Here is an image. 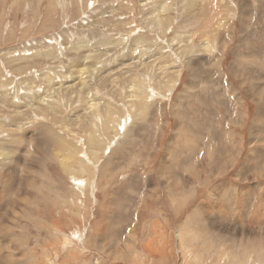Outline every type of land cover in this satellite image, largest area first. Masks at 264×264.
Instances as JSON below:
<instances>
[{
	"label": "rangeland",
	"instance_id": "374dc122",
	"mask_svg": "<svg viewBox=\"0 0 264 264\" xmlns=\"http://www.w3.org/2000/svg\"><path fill=\"white\" fill-rule=\"evenodd\" d=\"M209 15H221L229 24L221 69L227 85L242 100L238 119L243 124L224 126L222 113L207 108L205 119L199 117L205 130H211L203 140L205 152L209 143L223 151L214 170L203 162L201 169L210 177L209 183L193 181L189 193L173 197L170 203L163 186L171 173L158 175V171L178 123L172 106L190 73L182 65L175 87L160 92L155 87L158 81L168 80H159L155 65L179 60L175 47L201 31L199 23ZM216 17L214 23L222 24L221 17ZM168 21L167 31L163 25ZM212 28L218 30L214 24ZM175 33L181 37L174 39L173 47L170 39ZM195 38L194 51L202 43ZM249 54L264 60V0H0V258L11 254L10 247H14L20 264H60L65 257H70L65 264H93L92 258L102 264H264V246H250L257 238L231 236L227 230L264 226V216H258L262 209L256 211L264 198V178L258 173L245 181L236 178L247 157L249 129L259 112L241 87V79L250 72V87L264 86L260 70L242 63ZM140 64H153L154 74L144 72ZM166 65L169 70L170 64ZM133 78L142 90L132 87ZM93 87L101 116L94 115L89 121L91 111L84 102ZM143 91L148 100L131 97ZM131 98L134 102L130 103ZM108 104L110 119L102 110H108ZM224 107L235 106L228 102ZM88 129L104 137L98 161L86 148ZM229 133L235 137L233 143L227 139ZM29 139L39 145L32 155L25 153ZM60 141L75 148L78 154L71 159L85 163L90 181L85 173L64 172L61 155L56 157L54 152ZM263 161L258 167L264 169ZM232 162L227 172L213 175L212 171ZM176 170L172 173L179 175ZM4 179L7 185L2 189ZM255 186H261L256 193ZM228 187L249 191L242 200L237 194L222 198L219 207L207 205L211 215L225 217L219 225L227 234L214 233L201 215L189 218L210 193H225ZM143 193L147 194L144 204ZM11 219L8 244L3 236ZM153 222L159 225L155 236ZM180 227L185 233L178 241ZM148 244L154 251L151 255ZM109 250H116L118 258L111 259L105 253ZM256 254L257 262L253 260Z\"/></svg>",
	"mask_w": 264,
	"mask_h": 264
},
{
	"label": "bare ground",
	"instance_id": "6f19581e",
	"mask_svg": "<svg viewBox=\"0 0 264 264\" xmlns=\"http://www.w3.org/2000/svg\"><path fill=\"white\" fill-rule=\"evenodd\" d=\"M216 16H218V19H219V17H221V15H209L208 16L209 18L207 19V21H205V20H203L201 22L199 21L200 22L199 23L200 28H198V29H200L201 31H197L196 34L189 36L188 41H186V43H184V45L179 44L175 47V42L177 41V39H176V41H174V39L175 38L179 39L181 37L180 34L178 35L175 33V35H173V38H171L170 40L174 44L173 47L176 48L175 54L178 56L179 60H173V61L171 60V62H169L170 60L164 61L165 64H163V65H165V66H161V64H158L159 62L157 63V66L155 65V67H157V68H155L156 69L155 71L159 70L158 75H157L159 80L160 79L164 80L165 78H166V81L168 80L165 83L161 82V81H158V83L155 82V83H157V85L155 87H157L160 92H167V91L172 90L175 87L177 81H179L181 78V74H182L181 73V66L182 65H185L186 67H188L189 73H190L188 80L183 85L182 92H180L177 95L176 103H174L172 106V110L175 112V116L178 119V121H177L178 123L172 131V136H171L170 142L166 148V154H165L166 157H165L163 163L161 162L162 166L158 171V175L167 174V173H164L163 171H170V173H171L170 180H167L168 182L166 181L165 182L166 185L163 186V188L166 191V195L168 197V200H169L168 202H170V203L173 202V197L178 198L182 194L189 193L191 191L190 186L193 183V181L201 182V185H206L207 183H209L210 177H208L206 174H204L203 169H201L203 162H207L206 165L210 166L211 169L214 170L215 161L218 160L219 156L221 155L220 152L223 151L222 149L218 150L217 146L215 147L214 145L209 143L208 144V146H209L208 154H206V152H205V145L203 144V140H204L205 136H207L206 133H208V134L211 133V130H209V129H208V131L205 130L206 128L203 127L205 122H203V120L202 121L199 120L200 119L199 117H201L202 119H205V115H206L205 112H207V108L212 107L211 109L219 111L222 113V117L224 120V123H223L224 126L225 125L227 126V124L230 126L233 123L238 124L239 126H241L243 124V121L241 120V118H239L240 120L238 119V113H239L238 108L241 106L242 100L237 95H235L233 87H230L229 85H227L226 80L224 78V74H223L222 69H221L222 52H224L225 47L228 45L227 38H228V33H229V24L226 22H223L224 19L222 17H221L222 19L220 18V20H222V24H219L220 22L218 20H216V23H214L215 18H217ZM213 24L215 25V27L217 26L218 30L221 28H224V27H225V30H223L222 32L218 31L217 29L212 28ZM163 26H167V28L165 30L168 31V27L170 26V22L169 21L166 22V24H164ZM195 36H198V38L202 40V43H200V48L197 49L196 51H194V49L192 48V46L196 42ZM213 39H215V41H213ZM214 45H217L215 49H214ZM171 53H172V51H171ZM198 54H201V55H198ZM170 56L172 57V54ZM247 56H248V58H247ZM247 56L244 58L245 60H243L242 63H244V64L246 63V65H252L253 67L258 68L261 72L262 78H264V60H263V58H257L253 54H249ZM167 62L170 64L169 70H167L168 69L167 68L168 66L166 65ZM140 66L142 68H145V69H143L144 72H146V73L151 72L150 74H154V72L152 70V68L154 66L153 64L152 65L140 64ZM235 66H236V64L231 68L232 71L236 70ZM154 76H156V75H154ZM135 80H136L135 78H133V80H130L133 82L132 87H134V88L139 87V89L142 90L141 89L142 84L140 85L138 80H136V81ZM251 80H252V78L250 77V72H247L245 75V78L241 79V81H242L241 87L245 90V93H247V95L249 97H251V99L259 106L258 107L259 112H258V116L253 121V124H251L252 126L249 129V145H248L246 160L242 166L241 171L236 176V178L238 180H241V181L247 180L248 175L250 177H252V175L255 176V173H258L261 178H264V169L261 167H258V165H260L259 163H261L260 161L264 158V146H263V144H264V105H263L264 104V86H260V87L256 86L253 89V87L252 88L250 87L251 86V84H250ZM134 82H137V84L135 85ZM112 84H113V82H112ZM114 86L115 85H113V87ZM94 89H96V88H94V87L91 88L90 89L91 91H89V89H88L87 98H85L87 100L84 102L87 104V108L89 107L88 110L91 111V113H92L91 114L89 112L90 115L88 114L90 117L89 121L92 120L94 115L101 116V111L99 109L100 99L95 98V96H96L95 92L96 91ZM130 89H131V87H130ZM120 91H121V89H119V92ZM93 93L95 94V96ZM128 93H130V92H128ZM129 95L127 96L128 98H130ZM131 97L134 99L135 98H140V99L144 98L145 100L149 99L148 94L144 91L142 92V95L134 94V95H131ZM132 98H131L130 103L133 101ZM140 99H138V101ZM102 102H103L102 104H104V105L106 104V106H107L106 102H104V101H102ZM195 102H197V103H195ZM228 102L234 104V106H235V107H233L234 109L233 108L232 109H230V108L225 109L224 106L228 105ZM196 105H198L200 107V109H201L200 111H197L198 107H196ZM110 106L108 104V107H107L108 110L102 109L104 111V113H107L105 116H107L108 118L112 116V112L111 113L109 112ZM220 106H221L222 110H221ZM146 108L148 109L149 107H146ZM152 108H153V106H152ZM111 111H114V110H111ZM261 111H263V112H261ZM83 112H85V111H83ZM219 112H217V113H219ZM93 133L94 132H92V130L85 132L86 148H87V151H89L93 160L98 161L97 156H98L99 152L103 149L102 148V146H103L102 140H104V137H101L99 134L96 135L95 133L94 134ZM52 135H54V134H52ZM5 137L7 138V136H5ZM21 138H22V136H21ZM234 138L235 137L233 136V134L229 133L227 139L230 143L234 142ZM97 141H99V142L101 141V142L98 143ZM228 141L226 142V144H230ZM240 146H241V144H240ZM38 147H39L38 142L34 141L33 139H29L27 144L25 145V148H26L25 153L32 155V151L33 150L35 151V149H37ZM223 147L224 148L228 147V145L223 144ZM239 150L240 149H238V151H236L237 154L240 153ZM54 152H55L56 157H57V154L61 155V163L63 161V164H64V166H62V164H61V166L63 167V168L62 167L61 168L64 170V172L66 174H68V175L75 174L76 176H78L80 174L85 173L86 176L89 175L88 170H90V169L85 165V163L82 160H80V159H73L72 160L71 159L72 155L78 154V153H76L75 148L73 149L68 144L60 141L56 144V149ZM3 153H5V151L2 152L1 155H4ZM176 154H178V156ZM21 155H23V154H21ZM185 155H186V157L184 158V162H181L180 159H182L183 156H185ZM76 157L77 156H75V158ZM169 158H171V160ZM206 159L208 161H206ZM68 162H69V167H68ZM15 166H17L16 163H15ZM232 167H233V162L225 165L222 168V170L212 171V173L214 176L215 175L220 176V175L224 174L225 172H227V169H231ZM19 168H21V167H19ZM71 168H74V170ZM175 169H178V171L177 170L176 171L180 173L179 175H177L176 172L172 173V171H175ZM257 169H259L260 171L257 172L256 171ZM261 170H263V171H261ZM261 172H263V173H261ZM29 174H31V173H29ZM182 174H184V175L186 174L185 177ZM250 174H252V175H250ZM146 176L149 177V175H147V174H146ZM139 177H140V175H139ZM73 178H75V177H73ZM88 180L90 181V175H89ZM135 180H137V179H135ZM148 180L151 181L150 177ZM140 181H141V179H140ZM6 185H7V180L4 179L1 183V188L4 189ZM87 186H88V184H87ZM228 188L229 189L226 190L225 193H219V194L215 193L216 195L214 194V192H213V194L210 193L207 197L206 203L197 204L196 208L189 215V218L191 217L192 219H196L197 218L196 215H198V216L201 215L205 219V221L209 222L208 225H210V227L214 233L219 232V233L227 234L225 232H228V231L224 232V230L220 227V225H221L220 223L225 221L224 220L225 217H218V216L216 217L215 215H211L210 212L207 211V205L210 204L212 208H216V205L219 207L220 202L222 201L221 200L222 198L224 200V198H226L228 196L235 197L237 194L240 195V199L242 200L243 198L248 196L247 194L249 191V190H247V191L239 190L238 191L232 187H228ZM260 189H261V186H255L254 187V193L259 191ZM108 190H109V188H108ZM129 193L133 195V193L131 192L130 189H129ZM141 195H142L141 197L143 198V204H144L147 201V197H146L147 194L143 193ZM74 196L76 197L77 195H74ZM84 196H85V194H84ZM72 199L74 200V198H72ZM85 200H87V199H85ZM261 202H262V205L260 204L261 205L260 208L258 210H256V211H259L260 209H262V210H260V213H258V216H260V217L264 216V212H263L264 211V198L262 199ZM217 214H219V213H217ZM201 216L198 218H201ZM9 221H10L9 225L4 228V236H3V238H5V240L8 242V244L10 243L9 242V235L10 234L8 231H9L10 226H13V223H14L13 219H11ZM257 223H255V224H257ZM260 224L261 223L258 224L256 230L252 227L247 226V225H244V226L240 225L238 227L236 226V228H234V229H233V227L232 228L230 227V229H227V230L232 231L231 236H233V234L239 233V234L243 235L244 237L250 238V240H251V238H257V241L255 240L256 241L255 243H253V241H252L253 244L252 245L250 244V246H253L255 244L256 247H259V246H264V226H261ZM158 227H159V225L157 224V222H153V224L151 225V231H152L153 236L158 234V230H157ZM203 228L199 229L200 233L204 230ZM11 229H13V228H11ZM184 233H185V230L181 229V227L178 228V231H177L178 241L183 238L182 235ZM113 235H111V236H113ZM134 237H130L131 242H133ZM105 239H106V237H105ZM154 241H155V239L153 241L150 240V244L153 243ZM189 245L191 246V243H188V246ZM115 248H117V247H115ZM128 248H129V244L127 243L125 245L126 251ZM146 248L149 249L150 255L153 254L154 251L151 248V246H149V244L146 245ZM10 250H12L11 251L12 253L9 255H6L3 258L1 257L2 260H1L0 264H20L21 263V259H20L21 256H20V254L17 253L16 248L10 247ZM190 251H191V249H190ZM186 252H184V253L186 254ZM72 253H74V252H72ZM72 253H71V256H72ZM105 253H107V255L111 257V259H117L118 258V253L116 250L114 252L112 250L111 251L109 250ZM121 255H123V254H121ZM162 255H163V252H162ZM74 256H75V254H74ZM68 259L65 257V259H62L61 263L65 264L66 262H69ZM76 259H77V257H76ZM263 259L264 258H262V261H263ZM196 260H198V259H196ZM253 260L255 262H257V260H258L257 254H256V256L255 255L253 256ZM91 261L93 264H102L98 258H94V259L92 258ZM157 262L158 261H156L155 263L157 264ZM192 262H193V260H192Z\"/></svg>",
	"mask_w": 264,
	"mask_h": 264
}]
</instances>
